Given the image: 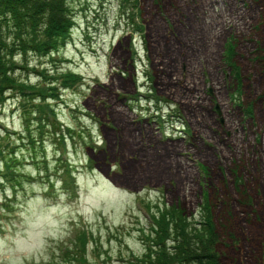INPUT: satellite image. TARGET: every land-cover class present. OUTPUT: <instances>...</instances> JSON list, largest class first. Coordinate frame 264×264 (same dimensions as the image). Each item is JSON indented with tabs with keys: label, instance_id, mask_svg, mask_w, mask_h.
Returning a JSON list of instances; mask_svg holds the SVG:
<instances>
[{
	"label": "rangeland",
	"instance_id": "1",
	"mask_svg": "<svg viewBox=\"0 0 264 264\" xmlns=\"http://www.w3.org/2000/svg\"><path fill=\"white\" fill-rule=\"evenodd\" d=\"M67 3L74 22L58 51L26 58L49 76H80L55 103L72 133L63 145L43 136L34 160L17 144L34 179L14 197L9 183L0 188V264H62L79 228L93 238L94 264H130L153 205L198 221L202 192L225 264H264V0ZM230 38L239 92L223 58ZM17 105L0 103V132L23 130ZM67 163L73 178L60 174Z\"/></svg>",
	"mask_w": 264,
	"mask_h": 264
},
{
	"label": "trees",
	"instance_id": "2",
	"mask_svg": "<svg viewBox=\"0 0 264 264\" xmlns=\"http://www.w3.org/2000/svg\"><path fill=\"white\" fill-rule=\"evenodd\" d=\"M73 22L67 0H0V103L10 96L16 97L23 122L21 132L8 131L6 127L0 132V188L4 190L9 183L13 197L18 193L16 189L30 177L18 165L22 157L14 153L17 144L29 151L31 160H34L39 149H44L43 136L62 145L65 136H71V127H64L57 120L55 103L60 99L62 89L80 84V76L71 70L49 76L46 68L28 67L26 57L29 53L50 56L57 52L69 35ZM232 44L231 38L224 42L223 58L232 67V85L239 92L240 68L232 64ZM261 60L264 61V55ZM28 72L36 74L37 82L21 77L22 73ZM247 108L244 111L250 113V107ZM11 134L15 137L11 138ZM39 157V161L45 162V155ZM63 168L60 174L73 178L71 165L67 163ZM50 169L45 166L43 173ZM36 170L38 174L42 172ZM30 178L34 179L33 176ZM67 183L69 179L64 182ZM201 197L198 221L186 215L176 204L153 205L154 211L149 210L151 213L148 215L149 230L144 232L140 229L145 246L141 254L134 255L130 264H225L220 245L223 243L221 231L214 220L213 204L207 193L202 192ZM1 206L11 207V199L2 200ZM91 241L90 233L82 228L76 229L69 243L63 247L60 262L94 264L87 257Z\"/></svg>",
	"mask_w": 264,
	"mask_h": 264
},
{
	"label": "bare ground",
	"instance_id": "3",
	"mask_svg": "<svg viewBox=\"0 0 264 264\" xmlns=\"http://www.w3.org/2000/svg\"><path fill=\"white\" fill-rule=\"evenodd\" d=\"M174 150H178V149L175 147Z\"/></svg>",
	"mask_w": 264,
	"mask_h": 264
}]
</instances>
